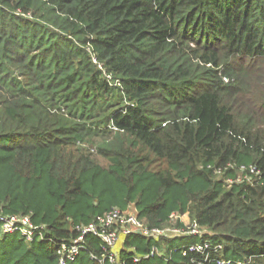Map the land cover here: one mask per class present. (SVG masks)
Masks as SVG:
<instances>
[{
	"label": "trees",
	"instance_id": "16d2710c",
	"mask_svg": "<svg viewBox=\"0 0 264 264\" xmlns=\"http://www.w3.org/2000/svg\"><path fill=\"white\" fill-rule=\"evenodd\" d=\"M229 162L258 184L226 185L212 167ZM112 208L148 226L186 212L211 257L264 264V0H0V216L43 235L0 221V264H56ZM188 240L130 233L123 255L217 264ZM99 241L65 264H99Z\"/></svg>",
	"mask_w": 264,
	"mask_h": 264
},
{
	"label": "built area",
	"instance_id": "2783aa9c",
	"mask_svg": "<svg viewBox=\"0 0 264 264\" xmlns=\"http://www.w3.org/2000/svg\"><path fill=\"white\" fill-rule=\"evenodd\" d=\"M207 167H211V165L208 164ZM227 169L230 171L226 174ZM212 171L217 177H223V181L227 185L245 183L254 186L258 184L261 177L260 169L254 163L235 164L229 162L225 166L212 167ZM173 214L176 213H172L170 218ZM116 219L120 221L119 227L109 229V225L114 223ZM0 221L2 222L3 231L19 233L26 240H32L34 236L38 238L43 237L42 232L39 230L40 226L34 224L28 215L0 216ZM99 222L98 225L93 221L87 224L76 225V236L66 241L63 240L56 246V253L58 254L56 264H65L74 259L81 249L84 248V239L88 234L98 237L101 245L100 255L98 256L90 252L91 258L97 260L99 264H128L123 254L124 251L129 249L123 246V239L130 233L140 234L156 240L177 236L187 237L189 240L181 251L182 255L198 252L205 261L214 260L217 264H224L228 261L223 258L211 257L212 253L214 254L222 249V245L220 243H213L208 238L201 239L205 229L191 221L176 225L166 223L161 226H148L134 213L129 212L126 214L123 210L112 208L104 217L99 219ZM155 253L160 254L153 245L145 256ZM130 256L133 262L139 260V256L135 253H132Z\"/></svg>",
	"mask_w": 264,
	"mask_h": 264
},
{
	"label": "rangeland",
	"instance_id": "374dc122",
	"mask_svg": "<svg viewBox=\"0 0 264 264\" xmlns=\"http://www.w3.org/2000/svg\"><path fill=\"white\" fill-rule=\"evenodd\" d=\"M226 184V183H225ZM227 185V184H226ZM229 186V185H228ZM190 221V218L188 216V213L184 212V213H176V214H173L171 218H168V221L165 222V223H171V224H184V223H188ZM16 237L19 238L20 237V234L17 233L16 234ZM195 240V239H193Z\"/></svg>",
	"mask_w": 264,
	"mask_h": 264
}]
</instances>
